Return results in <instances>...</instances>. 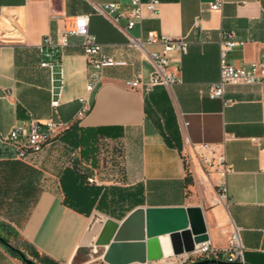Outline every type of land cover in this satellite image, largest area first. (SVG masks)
<instances>
[{
    "label": "crops",
    "instance_id": "1",
    "mask_svg": "<svg viewBox=\"0 0 264 264\" xmlns=\"http://www.w3.org/2000/svg\"><path fill=\"white\" fill-rule=\"evenodd\" d=\"M212 2L159 0L157 14L143 5L142 20L128 28L131 0H0V141L31 119L67 124L37 154L20 159L12 147L13 156L0 150V219L39 252L83 264L108 218L121 222L139 207L200 206L216 247L227 246L236 226L246 262L264 264V87L229 84L222 98L209 95L220 76L223 33L236 43L228 52L234 66L264 60V0H227L217 10ZM108 3L118 8L95 10ZM79 15L89 16L106 55L126 61L106 67L91 94L81 37L52 49L60 60L51 67L42 64L44 40L56 41ZM148 31L185 37L189 45L171 53L180 82L145 92L125 81H146L148 52L162 50L129 45V36ZM83 96H91L92 107L76 119ZM222 157L226 200L217 191ZM73 166L90 188L74 193L71 207L63 174ZM0 264L26 263L0 242Z\"/></svg>",
    "mask_w": 264,
    "mask_h": 264
},
{
    "label": "built area",
    "instance_id": "2",
    "mask_svg": "<svg viewBox=\"0 0 264 264\" xmlns=\"http://www.w3.org/2000/svg\"><path fill=\"white\" fill-rule=\"evenodd\" d=\"M227 0H214L211 3L212 9H221ZM132 9L130 11V19L128 20V28L134 27L137 22L142 20V6L147 5L153 14H157V6L159 0H131ZM118 8L115 3L103 5H95V10L100 14L114 12ZM70 36H79L82 38V46L88 64V79L86 90L89 94L93 93L103 82L105 77V68L109 66H123L126 61L116 60L112 56L106 55L103 51L102 44L97 37L91 33L89 29V16L79 15L76 17L73 26L70 29L63 30L56 41L46 38L42 45L45 51L46 60L43 66L51 67L53 65L51 49L57 47H65L69 44ZM231 36L223 33L219 40L220 43V76L216 82L209 85V95L212 98H222L225 87L229 84H260L264 87V60L252 63L248 66L237 67L228 60V52L236 45ZM210 36L206 35V40ZM159 44L161 51L148 52V56L152 61L153 69L149 73L148 79L142 81L141 77L132 78L125 81V85L130 88L142 87L145 92H149L156 85H166L171 87L180 82L179 74L170 69L171 53L174 51L186 53L188 51V40L183 38H172L155 31H148L146 37L136 38L129 36V45L134 46L142 51L147 52L146 46ZM80 107L76 113V119L83 118L91 109V96H83L79 99ZM58 101H53V105H57ZM67 127L62 121L48 119L39 121L31 119L22 125H15L4 141L14 148L17 158L23 159L31 154L39 153L44 145L51 140L56 133ZM202 148H209L207 145ZM223 169L221 178L217 184V191L220 200H226L228 196V188L226 184V174L228 172L225 159L221 158ZM214 260L216 262L207 264H248L245 259L244 245L241 241L239 229H235L224 248L216 247L209 238L206 241L194 244L191 251H184L173 255V258L165 259V264H191L197 261ZM223 263H219V262Z\"/></svg>",
    "mask_w": 264,
    "mask_h": 264
},
{
    "label": "water",
    "instance_id": "3",
    "mask_svg": "<svg viewBox=\"0 0 264 264\" xmlns=\"http://www.w3.org/2000/svg\"><path fill=\"white\" fill-rule=\"evenodd\" d=\"M95 220L90 229L95 226ZM162 235L169 236L174 254L191 251L194 244L209 239L203 209L200 206L139 207L121 222L104 220L92 243L98 247L106 246L103 259L109 264H130L161 259L163 252L159 237ZM0 241L18 251L26 264H36L2 236ZM213 262L216 261L191 264Z\"/></svg>",
    "mask_w": 264,
    "mask_h": 264
},
{
    "label": "trees",
    "instance_id": "4",
    "mask_svg": "<svg viewBox=\"0 0 264 264\" xmlns=\"http://www.w3.org/2000/svg\"><path fill=\"white\" fill-rule=\"evenodd\" d=\"M52 62L60 60L59 52L52 51ZM65 179V201L71 207H74L72 203L74 199V193L82 192L84 195L90 188L89 182L87 181V177L84 172L81 171L78 167L73 166L72 168H67L63 174ZM86 188V189H85ZM80 196V195H79ZM80 209V208H79ZM0 236H2L7 242H9L15 248L21 250L24 254L30 255L36 264H60L50 256L43 254L37 250V248L29 243L26 240H23L15 228L0 219ZM1 242V241H0ZM8 251H10L13 255L17 256L18 258L22 259L20 253L16 250L11 249L3 242H1ZM23 260V259H22Z\"/></svg>",
    "mask_w": 264,
    "mask_h": 264
},
{
    "label": "rangeland",
    "instance_id": "5",
    "mask_svg": "<svg viewBox=\"0 0 264 264\" xmlns=\"http://www.w3.org/2000/svg\"><path fill=\"white\" fill-rule=\"evenodd\" d=\"M59 134V133H58ZM56 136V135H55ZM52 140V139H51ZM51 140H49L43 147V149L45 148V146L47 144H49L51 142ZM42 149V150H43ZM0 150L2 152H4L3 154H8L10 156H13V151L11 149V146L9 144H6V143H3L0 141ZM95 246V245H94ZM93 246V247H94ZM93 247H91L90 249V252H89V256L86 260H84L83 264H109L108 262H106L104 259H103V256H104V252L106 250V246L105 247H98V250L96 253H92V249ZM27 256V258H29L30 260H33V258L28 255V254H25ZM173 255H175L174 253L170 256H168L166 259H169V258H173ZM165 258V257H164ZM163 258L159 259V260H155V261H151V262H133V263H130V264H165L166 261L162 260ZM34 261V260H33Z\"/></svg>",
    "mask_w": 264,
    "mask_h": 264
},
{
    "label": "bare ground",
    "instance_id": "6",
    "mask_svg": "<svg viewBox=\"0 0 264 264\" xmlns=\"http://www.w3.org/2000/svg\"><path fill=\"white\" fill-rule=\"evenodd\" d=\"M160 240V244H161V248H162V252H163V256H162V260H165L168 256L172 255L173 252V248L169 239L168 235H162L159 237ZM98 250V246H94L92 249V253H96ZM165 257V258H164ZM146 262H151V261H146Z\"/></svg>",
    "mask_w": 264,
    "mask_h": 264
}]
</instances>
